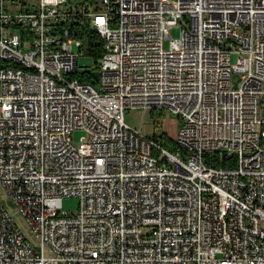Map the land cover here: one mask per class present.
<instances>
[{
    "label": "built area",
    "instance_id": "obj_1",
    "mask_svg": "<svg viewBox=\"0 0 264 264\" xmlns=\"http://www.w3.org/2000/svg\"><path fill=\"white\" fill-rule=\"evenodd\" d=\"M0 189V264H264V0H0Z\"/></svg>",
    "mask_w": 264,
    "mask_h": 264
},
{
    "label": "rangeland",
    "instance_id": "obj_2",
    "mask_svg": "<svg viewBox=\"0 0 264 264\" xmlns=\"http://www.w3.org/2000/svg\"><path fill=\"white\" fill-rule=\"evenodd\" d=\"M71 4H75L81 0H69ZM179 26H174L169 29V37L172 39L179 38ZM168 40L164 41V47L168 46ZM230 62L232 64L236 63L237 55L236 53L230 54ZM95 61L93 58H91L89 55L84 54L83 52H79L78 58H77V65L79 71L82 69H94ZM124 122L128 124L129 126L136 128L139 130L141 126V113L137 109H127L124 112ZM143 120L145 121V124L140 128L141 132L144 135H159L161 132H165L169 137L172 139L175 138L176 129H177V115L173 112L164 110L160 111L158 110L156 113L153 111L151 113H147ZM152 121V122H150ZM155 121V122H154ZM85 134V132L82 129H75L70 134V138L72 141V144L77 145L80 138ZM0 202L2 205L7 209L9 212L11 218L16 223L17 227L20 229L22 233H28V228L26 226V223L24 219L18 214L17 209L14 206V203L11 201V199L3 193V191L0 189ZM78 205V199L76 197H64L62 200V208L67 211H74L76 210ZM61 264V263H60Z\"/></svg>",
    "mask_w": 264,
    "mask_h": 264
},
{
    "label": "trees",
    "instance_id": "obj_3",
    "mask_svg": "<svg viewBox=\"0 0 264 264\" xmlns=\"http://www.w3.org/2000/svg\"><path fill=\"white\" fill-rule=\"evenodd\" d=\"M74 32L75 34L77 33L79 37L82 38L83 50L85 54L93 58L94 61H97V59L100 58L103 54V43H104L103 39H101L97 33L90 31L84 22L80 23L79 25H76L74 27ZM76 76L80 80L87 81L92 85H94L95 87L97 85L98 80L97 79L95 80L91 73H86V72L81 73L79 71L76 72ZM157 138L168 149L175 150L177 148L176 142L171 137H169L165 132H161L159 135H157ZM221 164L233 165L234 160L233 159H231L230 161L223 160Z\"/></svg>",
    "mask_w": 264,
    "mask_h": 264
},
{
    "label": "water",
    "instance_id": "obj_4",
    "mask_svg": "<svg viewBox=\"0 0 264 264\" xmlns=\"http://www.w3.org/2000/svg\"><path fill=\"white\" fill-rule=\"evenodd\" d=\"M88 72V73H91L92 74V76H93V78L96 80L97 79V72H95V71H91V70H89V69H87V70H82V71H80L81 73H84V72Z\"/></svg>",
    "mask_w": 264,
    "mask_h": 264
}]
</instances>
